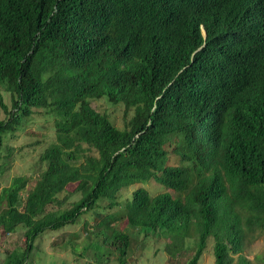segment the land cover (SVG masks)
Masks as SVG:
<instances>
[{"label": "trees", "instance_id": "1", "mask_svg": "<svg viewBox=\"0 0 264 264\" xmlns=\"http://www.w3.org/2000/svg\"><path fill=\"white\" fill-rule=\"evenodd\" d=\"M99 99L123 105V128L91 107ZM0 110V161L34 111L55 134L21 209L26 178L0 191V235L25 230L2 264H24L42 232L151 180L164 191L134 190L127 225L196 235L186 264L211 237L214 264H230L240 212L249 231L264 219V0H0ZM69 184L80 197L61 209ZM108 239L123 264L128 235Z\"/></svg>", "mask_w": 264, "mask_h": 264}, {"label": "rangeland", "instance_id": "2", "mask_svg": "<svg viewBox=\"0 0 264 264\" xmlns=\"http://www.w3.org/2000/svg\"><path fill=\"white\" fill-rule=\"evenodd\" d=\"M2 95L5 104L10 106L9 94L3 92ZM90 105L95 111L106 114L117 128H123L126 119L122 104L113 105L99 99L92 100ZM4 117L0 110V120ZM54 140V117L44 114L42 110L34 111L18 131L5 136L1 152L3 159L0 161V191L8 187L12 179L26 178V187L19 193L18 208L21 209L28 192L45 170V164L39 161V157ZM168 164L177 165L178 158L170 154ZM75 185H67L66 192L58 195L59 199L65 195L67 197L61 209L79 199V193L74 192ZM138 188H144L151 196L164 191L163 186L153 180L120 190L111 208L109 201L101 200L93 210L83 214L76 224L42 232L33 241V248L24 264H121L115 246L109 244L111 230L125 233L129 237L123 264H186L194 253L196 235L174 240L163 231H142L127 225L123 213L124 203ZM4 207L5 203L1 202L0 210ZM57 209L54 207L52 210ZM240 214L245 235L243 251L239 255L230 253V264H264V219L249 231L244 223L248 215L243 212ZM24 231L19 226L13 233L0 235V264L10 252L23 249ZM198 264H214L211 237L207 239Z\"/></svg>", "mask_w": 264, "mask_h": 264}]
</instances>
